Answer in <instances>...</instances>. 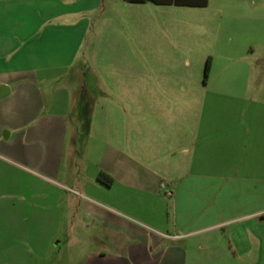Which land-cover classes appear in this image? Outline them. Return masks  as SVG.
I'll return each mask as SVG.
<instances>
[{
  "label": "crops",
  "instance_id": "crops-1",
  "mask_svg": "<svg viewBox=\"0 0 264 264\" xmlns=\"http://www.w3.org/2000/svg\"><path fill=\"white\" fill-rule=\"evenodd\" d=\"M203 6L0 0V264H264L262 41Z\"/></svg>",
  "mask_w": 264,
  "mask_h": 264
},
{
  "label": "rangeland",
  "instance_id": "rangeland-1",
  "mask_svg": "<svg viewBox=\"0 0 264 264\" xmlns=\"http://www.w3.org/2000/svg\"><path fill=\"white\" fill-rule=\"evenodd\" d=\"M246 7L249 10V18L251 19L252 24L255 29V39L258 41V38L262 41V45L255 47V64L257 65V69L262 76V91L256 93V100L264 102V0H207V4L203 7H194V9L198 12L197 14L206 19L207 22L216 21L228 24H241L243 22L242 11ZM155 12L150 14L149 12L146 14H127V24L130 26V31L126 32L128 38L135 39L139 38L141 33L139 31L135 32L136 25L149 23L152 21V17H154ZM196 15V16H199ZM100 31H98L97 27L88 30L84 41L80 47L78 55L74 57L69 67V76H78L81 80L86 81L87 79L92 80V64L91 59L94 56V47L97 43L98 36ZM74 82L75 80L72 79ZM87 97V96H86ZM101 97L100 95L88 96V99L97 101ZM78 113L83 116L86 114L84 109L83 112L77 110V107L73 105L70 108L69 116L70 119L76 116ZM84 117V116H83ZM68 132L71 133V128L68 126Z\"/></svg>",
  "mask_w": 264,
  "mask_h": 264
},
{
  "label": "trees",
  "instance_id": "trees-1",
  "mask_svg": "<svg viewBox=\"0 0 264 264\" xmlns=\"http://www.w3.org/2000/svg\"><path fill=\"white\" fill-rule=\"evenodd\" d=\"M126 1L142 2L146 0H126ZM148 1L155 3H172L176 5H188V6H203L206 4V0H148ZM207 70H208V61L206 59L203 63V68H202V80H204ZM96 178L99 181H102L106 184H108L110 181V178L101 171L97 173Z\"/></svg>",
  "mask_w": 264,
  "mask_h": 264
},
{
  "label": "built area",
  "instance_id": "built-area-1",
  "mask_svg": "<svg viewBox=\"0 0 264 264\" xmlns=\"http://www.w3.org/2000/svg\"><path fill=\"white\" fill-rule=\"evenodd\" d=\"M160 186H162V184H160ZM165 192L168 194L169 192L167 190H165Z\"/></svg>",
  "mask_w": 264,
  "mask_h": 264
}]
</instances>
